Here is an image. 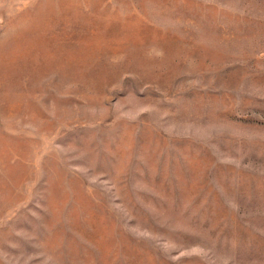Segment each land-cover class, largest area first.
Here are the masks:
<instances>
[{
  "label": "rangeland",
  "instance_id": "374dc122",
  "mask_svg": "<svg viewBox=\"0 0 264 264\" xmlns=\"http://www.w3.org/2000/svg\"><path fill=\"white\" fill-rule=\"evenodd\" d=\"M0 264H264V0H0Z\"/></svg>",
  "mask_w": 264,
  "mask_h": 264
}]
</instances>
